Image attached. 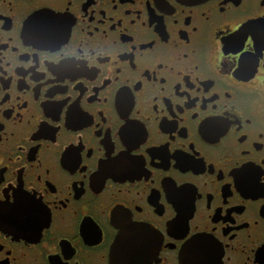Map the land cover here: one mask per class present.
Masks as SVG:
<instances>
[{"label": "flooded vegetation", "instance_id": "1", "mask_svg": "<svg viewBox=\"0 0 264 264\" xmlns=\"http://www.w3.org/2000/svg\"><path fill=\"white\" fill-rule=\"evenodd\" d=\"M0 264H264V0H0Z\"/></svg>", "mask_w": 264, "mask_h": 264}]
</instances>
